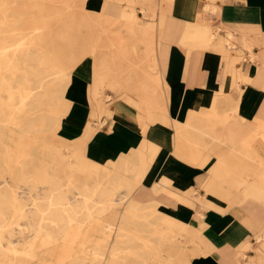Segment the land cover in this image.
<instances>
[{"label":"crops","instance_id":"1","mask_svg":"<svg viewBox=\"0 0 264 264\" xmlns=\"http://www.w3.org/2000/svg\"><path fill=\"white\" fill-rule=\"evenodd\" d=\"M89 3L90 11L104 8L112 37L122 45L96 47L95 59L116 55L117 49L127 59L108 61L122 76V86L105 90L107 99L99 94L97 101L109 114L87 140V154L107 162L136 151L139 167L147 171L143 189L132 199L148 210V230L195 232L205 256L191 257V264H228L248 239L237 216L252 232L253 225H264V218L252 216L264 215V199L234 185L241 179L257 183L252 169L264 167V0H164L159 9L155 0L137 2L150 16L157 13L148 23L140 20L136 4ZM207 4L218 12L205 9ZM130 11L140 27L138 40L121 42L115 35L127 27ZM149 26L153 31L145 34ZM198 27L202 32L195 36ZM96 60L78 63L63 84L68 88L60 101L66 110L59 128L64 138L78 140L97 123ZM145 79L146 91L134 88ZM103 86L112 87L106 81L98 90ZM194 201L199 206H192Z\"/></svg>","mask_w":264,"mask_h":264},{"label":"bare ground","instance_id":"2","mask_svg":"<svg viewBox=\"0 0 264 264\" xmlns=\"http://www.w3.org/2000/svg\"><path fill=\"white\" fill-rule=\"evenodd\" d=\"M118 1H125L128 5H134L137 2L145 4L152 2V0ZM205 9H211L212 13H217L219 10L217 7H211L208 4ZM97 14H101V12L88 10L80 14L81 18H76L75 13H72L73 20L69 25L68 34L66 28L52 27L44 23L34 26V32L26 39L23 37L15 39L14 35H9L3 38L4 44H2V37L0 36V89L2 83L5 84L17 99V113H14L15 116L11 121L17 126L13 132L17 134L18 138L17 146L13 148L9 141V130L4 129L2 131L0 127V184L2 181L5 182L3 187L0 186V264H45L40 260L37 263L30 262L39 254L33 248V242H28L27 248L12 242L4 243L5 238L11 239L14 236L15 230L22 229L18 227L20 220L25 221V229L34 231V238L41 237L43 230L48 231L51 237L57 238L60 235L67 236L69 224L73 222H84V224L88 222L90 224L94 218V213L101 214L110 210L112 212L106 217L104 226L106 231L114 230L115 242L109 251L108 264H114L112 263L113 260L137 264L140 257L144 260L159 257L157 259L159 264H191V257L205 256L199 247L200 244L195 239V232L180 230L178 232L160 231L154 233L148 230L146 226L150 218L148 210L141 209V206L132 199L134 192L143 189L140 181L147 168L139 167L136 151L127 158L120 155L117 160L113 159L107 162H99L91 158L86 152V142L99 127L97 123V126L91 124L87 127V133L81 138L82 141L79 142V146L73 147L72 151L69 152L68 157L70 158L67 160L71 164L70 170L64 169V167H62L63 169L59 168L58 162L55 165L54 154L53 160L50 152L40 153L39 156V153L35 154L31 149H28L29 138L26 135L31 129L33 130L36 126L37 128L43 127L48 122L58 125V111L62 106L60 101L68 89L63 84L66 82L67 86L71 79L58 54L54 56L52 53L50 56L41 55L43 47L47 46L51 52L58 53L61 39L68 36L70 47L79 44V46H83L84 51H89L92 47L91 50L95 52L97 46H93L94 42L90 46L91 41L85 37L81 44L83 38L78 32L79 27L88 25L90 28L91 26L95 28L102 23V20H107L103 17L98 24L92 23L93 20L90 18ZM126 17L130 19L127 27L118 31L115 36L121 42L132 43L138 40L135 32L140 27L134 12L126 13ZM150 30L153 31L149 26L145 29V34H148ZM194 31L196 36V33L202 32V29L198 27ZM124 36H126L125 39ZM203 39L198 37L197 40H207ZM147 41L149 42V40ZM120 44L115 43L114 37H108V39L100 41L98 45L119 47L122 46ZM152 45H149L148 49L151 54H153ZM124 52L122 49H117L116 55H103L98 57V60L95 59L96 81L92 87V95L96 100V116L100 125L103 124V121L100 118L101 103L97 101L98 86L107 81L113 88H121L123 78L119 72L111 69L108 61H114L116 58L119 61H122V58L127 59V56L123 55ZM77 60L79 57H68V61ZM132 78L128 77L126 82ZM147 80L136 81L135 83L140 87L134 88L146 91ZM50 84L55 87L50 89ZM46 96L52 97L48 100L56 103L53 105L56 110H52L53 120L49 115L47 118L44 112L38 114L43 109ZM11 114V105L1 106L0 104V123L9 118ZM18 147L20 148L18 149ZM67 148L69 147L66 145L64 147L58 146L57 150L63 154L62 150ZM257 162L262 163L261 161ZM252 170L257 183L248 184L241 179V181H236L234 185H243L247 194L258 195L264 199V167L253 168ZM2 177L6 178L1 180ZM22 184L30 185L32 189L41 187L43 192L35 195L32 202L29 203L19 195ZM160 184L157 182L155 185L157 187ZM121 189H126L125 194L120 198L113 199L115 193ZM74 190L77 196L72 199L69 194L74 193ZM124 205V209H117ZM94 207L96 209L92 210ZM10 213H15V215H10ZM252 216L257 221L264 218V215L259 213H254ZM52 224L58 225L57 232H51L49 225ZM253 236L258 240L262 253L257 254L258 263L247 262L245 264H259L264 260V225L256 227L253 225ZM187 242H191L192 245L187 246ZM140 244L144 245L145 248L140 250L137 247L141 246ZM239 246L235 259L237 264H241L240 259L248 249L254 247L258 250V247L253 246L252 239L249 238ZM92 251L95 255L104 254L106 256L107 254L104 248H95ZM201 252L202 255L199 254Z\"/></svg>","mask_w":264,"mask_h":264},{"label":"rangeland","instance_id":"3","mask_svg":"<svg viewBox=\"0 0 264 264\" xmlns=\"http://www.w3.org/2000/svg\"><path fill=\"white\" fill-rule=\"evenodd\" d=\"M164 0H155L156 7L159 9V3H162ZM89 0H0V36L2 37V44L3 38L14 35L15 39H18L20 37L27 38L29 35H31L35 28L34 26H38L40 24H47L52 27H59L62 29L66 28L67 34L69 25L72 22V13H75L76 18H81L80 14L83 13V11L90 10ZM135 5V4H134ZM138 7H136V13L139 15L140 20H143L144 22L148 23V21H153L157 19V13H155L154 16H150L145 12L144 6H139L138 3H136ZM211 10V9H209ZM101 14H97L94 17L90 18L92 19V23H99L100 19H103V13L105 12L104 8L100 11ZM98 21V22H97ZM84 22V21H83ZM113 25L107 21L102 20V23L97 25V27L91 26L88 27V25L85 27H79V32L82 35L83 40H81V44L84 41V38L88 41H91L90 46H97L102 50L101 48L103 45L99 46V42L105 39H108V37L113 36L112 31ZM110 29V30H109ZM216 29V28H215ZM89 33V34H87ZM232 38V37H231ZM235 38L227 40V44L229 45V50H235V44L234 42ZM76 48V49H74ZM92 47H90L89 51H84L83 46L75 45L74 47H70L68 43V36L63 37L61 39V45L58 50V53L51 52L47 46H44L41 52V55L43 56H50L52 53V56L58 54L60 57V60L63 61L65 64V68L67 71V74L71 76L73 73V69L78 63H81L85 61V59L89 58L95 60L96 56L95 54H92ZM252 51V50H251ZM50 52V53H49ZM6 54V52H4ZM71 54V55H70ZM71 56L74 58L79 57V60L77 61H68V57ZM253 52L251 53V57H253ZM255 57V56H254ZM244 55L240 56V60H243ZM3 80V76H2ZM1 80V81H2ZM3 82V81H2ZM48 82V81H47ZM54 85L49 86V88H54ZM105 90L110 91H116V89L112 87H101V91L99 92L100 95H104L105 97ZM12 92L10 89L7 88L5 84L2 83L1 89H0V100L2 101L3 105L5 104L10 105L12 108V114L9 118H6L5 120L0 123V127L2 131L9 130L10 132V144L15 148L17 146V134L13 132L15 130V127L17 126L12 122L11 120L15 116V112L17 113L16 106H17V99L12 95ZM52 97L46 96L43 109H41L38 114H42L44 112V115L51 116L52 120L54 118V114L52 113L54 110H56L55 106H53L55 101H49L48 99H51ZM110 98V97H109ZM62 104L61 109H59V118H58V125H54L50 122L44 124L43 127L34 128L31 129L28 134L26 135L28 140V149H31L35 154L40 153L43 154L45 152H50L52 159L54 160L53 154L55 155V165L58 162L59 168L64 167L67 170H70L71 164L68 162L67 158L70 154L69 152L72 151L73 147L79 146V142L82 141L81 138L78 140L74 139H67L64 138L62 135H60L61 132H59V128L61 126V121L63 118V115L65 114V102H60ZM105 105V104H102ZM53 110V111H52ZM107 109L101 108L100 111V118L102 115H107L106 111ZM100 122V121H99ZM97 122V125L101 127L100 123ZM105 123V121H103ZM95 125V126H97ZM104 126V125H103ZM96 129V128H95ZM87 133V129H86ZM85 133V135H86ZM83 138V137H82ZM66 145L67 149H63L64 152L61 154V151H58V146L64 147ZM27 146V145H24ZM23 146V147H24ZM20 147H18L19 149ZM27 148V147H26ZM60 152V153H59ZM63 169V168H62ZM65 176V175H60ZM6 178V177H5ZM4 177L1 178V180L5 179ZM4 181L0 184V186L4 185ZM197 192L199 195H201L200 190ZM43 192L41 187H38L36 189H32L30 185H23L19 189V195L22 197L23 200H27L29 203L32 202L33 197L37 194H41ZM126 192V189H121L118 192H116L115 197L113 199H117L122 197ZM75 193V190H74ZM70 193L69 196L73 199L77 194ZM196 201L193 202L192 206L196 207L199 206L195 204ZM126 205V204H125ZM124 206L118 207V210L124 209ZM96 208H92V210H95ZM112 211H106L105 213H94V218L92 222L89 224L86 222L84 224L81 222H73L72 224H69L67 228V236L63 237L60 235L59 237H51V235L48 233V231L43 230L42 236L34 238V231H31L29 229H25V221L20 220V225L18 227H21L22 229L15 230V234L11 239H4V243L7 244L9 242L19 244L23 247H28V242H33V248L38 251V256L30 260L32 263H37L39 260L40 262L46 263H56V264H108V260L110 258L109 251L113 243L115 242V239L113 238V229H109L106 231V228L104 226L106 217L110 215ZM10 215H15V213H10ZM237 216V215H236ZM241 223L243 224V230L242 234H244L249 239H252L253 246L258 247L255 249L250 248L245 252V255L240 259L241 264H245L247 262H257L258 256L257 254L262 251L260 250L261 247H259L258 240L254 238L252 230H250L242 221V219L237 216ZM58 225L52 224L49 225V228L51 232H57ZM111 230V231H110ZM107 232V233H106ZM109 234V235H108ZM108 236V238H107ZM187 246L192 245L191 242H187ZM141 245V244H140ZM140 250L144 249L145 246H137ZM95 248H104L107 251L106 256L103 255H95L93 253V249ZM169 255V254H166ZM172 256H175L172 254ZM157 259L159 257L150 258L147 260H144L140 257V259L137 260V264H159L160 262H157ZM112 263L114 264H127L123 261H115L113 260ZM228 264H237V262L230 258L227 262ZM258 263V262H257ZM264 264V260L259 263Z\"/></svg>","mask_w":264,"mask_h":264}]
</instances>
